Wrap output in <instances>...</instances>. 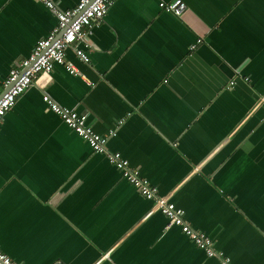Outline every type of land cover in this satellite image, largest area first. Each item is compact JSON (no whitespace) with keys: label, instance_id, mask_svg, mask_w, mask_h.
<instances>
[{"label":"crops","instance_id":"1","mask_svg":"<svg viewBox=\"0 0 264 264\" xmlns=\"http://www.w3.org/2000/svg\"><path fill=\"white\" fill-rule=\"evenodd\" d=\"M61 8L79 0H53ZM116 0L0 123V248L21 264H219L43 99L86 113L230 264H264V0ZM170 1V0H163ZM56 17L0 0V89ZM201 38V42H197ZM196 48L190 49L191 45ZM260 101V103H259ZM131 112V115H127Z\"/></svg>","mask_w":264,"mask_h":264},{"label":"built area","instance_id":"2","mask_svg":"<svg viewBox=\"0 0 264 264\" xmlns=\"http://www.w3.org/2000/svg\"><path fill=\"white\" fill-rule=\"evenodd\" d=\"M42 1L55 15L56 23L49 33L38 40L28 57L22 59L19 65L13 67L0 89V123L5 114L16 104L18 98L34 83L42 72H51L55 65H63L71 73H79L78 67L67 58L66 51L74 47L77 56L84 62L90 60L89 52L82 46L89 45V37L94 27L101 23L110 6L116 0H79L70 8H61L53 0ZM160 7L177 15L186 10L183 0L160 1ZM202 39H198V43ZM190 49L196 48L197 44ZM48 107L58 113L69 128L76 131L86 140L94 151L105 153L109 161L122 173L123 177L132 183L146 198L154 201L151 212L161 211L170 225H178L182 231L208 256L217 257L219 264H230V257L215 247L214 239L205 231L193 227L185 218V210L170 200L169 195L160 193L156 184L141 174L140 169L131 165L130 161L118 150L108 149L110 137L117 134L118 128L124 124L127 116L116 121L115 126L107 134H101L88 123L86 113L61 106L50 95H43ZM261 100H264L262 97ZM259 101V103H260ZM127 115H131L128 112ZM0 264H21L11 258L0 248Z\"/></svg>","mask_w":264,"mask_h":264}]
</instances>
